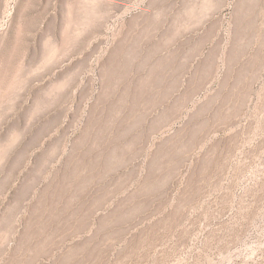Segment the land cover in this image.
Here are the masks:
<instances>
[{
	"label": "rangeland",
	"instance_id": "1",
	"mask_svg": "<svg viewBox=\"0 0 264 264\" xmlns=\"http://www.w3.org/2000/svg\"><path fill=\"white\" fill-rule=\"evenodd\" d=\"M0 264H264V0H0Z\"/></svg>",
	"mask_w": 264,
	"mask_h": 264
}]
</instances>
